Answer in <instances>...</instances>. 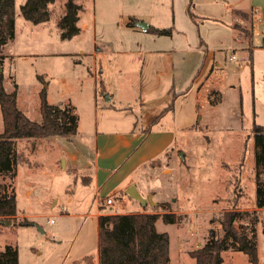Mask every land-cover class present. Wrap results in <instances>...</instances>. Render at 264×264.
<instances>
[{
	"label": "rangeland",
	"instance_id": "obj_1",
	"mask_svg": "<svg viewBox=\"0 0 264 264\" xmlns=\"http://www.w3.org/2000/svg\"><path fill=\"white\" fill-rule=\"evenodd\" d=\"M25 1L15 2V38L2 53L5 89L17 88L18 107L36 121L42 120L41 91L46 89L50 104L74 106L78 132L70 139H18V174H0V188L15 187L19 215L10 225L0 223V251L6 244L17 245L19 264H90L86 257L98 250L95 191L83 183L89 169L73 167L64 150L82 153L83 142L94 135L97 98L135 106L145 51L163 49L174 55L168 62L169 88L175 84L170 104L175 91L177 97L149 130L144 148L155 155L121 188L111 183L104 188L101 208L155 210L156 205H142L126 189L135 183L143 195L153 193L156 202L180 216L175 223L161 218L157 225L170 235L172 264H196L189 250L203 246L212 230L223 236L219 217L236 207L241 214L235 224L249 236L256 233L264 264V207L256 206L264 165L256 161L254 140V124L264 125V48H254V38L251 58L252 12L239 9L232 17L220 0L214 16L203 17L192 8V18L184 6L183 17L176 0V18L172 3L169 16L156 19L160 27L172 26V33L159 35L129 29L121 15L127 10L116 0L107 8L101 0L96 8L92 0H82L80 33L64 39L57 18L65 0L51 4L52 18L43 23L22 15ZM3 129L0 107V133ZM25 219L32 223L21 224ZM222 255L223 264H252L243 251L230 248Z\"/></svg>",
	"mask_w": 264,
	"mask_h": 264
},
{
	"label": "trees",
	"instance_id": "obj_2",
	"mask_svg": "<svg viewBox=\"0 0 264 264\" xmlns=\"http://www.w3.org/2000/svg\"><path fill=\"white\" fill-rule=\"evenodd\" d=\"M55 1L26 0L21 6L22 15L34 23L50 21L51 4ZM15 2L16 0H0V63L7 44L15 38ZM81 10L82 5L78 0H65L63 11L57 18L62 38L70 39L80 33ZM235 11L242 12L239 9ZM189 13L195 18L191 9ZM148 31L168 35L172 33V27L160 28L150 25ZM173 95L172 103L153 119V123L158 122L167 109L173 108L177 93ZM0 107L4 125L0 133V174L11 178L16 176L22 159V154L17 150L18 139L36 140L57 136L70 139L78 132V114L74 106L50 104L46 89L41 91L42 120L31 119L18 107L17 88L12 92L5 89L2 73H0ZM254 140L258 147L255 153L256 161L264 165V125L254 124ZM8 188V186L0 188V223L6 219L14 221L18 214L15 187L10 191ZM256 193V206L264 207V188L259 185ZM240 214V210L236 207L222 212L219 221L223 236H215L212 230L211 237L203 246L189 250V255L195 259L196 264H223L222 252L230 248L246 253L252 264H260L255 241L256 233L249 236L235 224ZM159 218L165 223H175L180 216L171 211L166 203H158L153 211L101 214L98 240L100 264H171L170 235L168 232L158 230L156 223ZM31 223L28 219L21 221V224ZM86 259L92 264L90 256ZM0 264H19L17 245L6 244L0 251Z\"/></svg>",
	"mask_w": 264,
	"mask_h": 264
},
{
	"label": "crops",
	"instance_id": "obj_3",
	"mask_svg": "<svg viewBox=\"0 0 264 264\" xmlns=\"http://www.w3.org/2000/svg\"><path fill=\"white\" fill-rule=\"evenodd\" d=\"M80 1L82 0H78V2L83 5ZM96 1L97 0L91 1L94 8H96ZM101 1L102 6L105 5L107 8L110 6V2L114 0ZM116 1L120 2V5L124 9L126 8L127 12L121 13V15L124 16V22L128 24L127 27L134 32L139 30L148 31L150 25L155 27L162 26L161 22L156 21V19L162 17L167 18L170 13L169 5H172V3L174 4L173 12L176 18V0ZM219 1L220 0H179V9L183 17L184 6L189 16V9L194 12L192 8L197 10L196 13L199 15L201 14L203 17L214 16V10L215 7H218ZM238 9L250 10L252 12V35L250 39H247L250 42L249 51L252 58L254 51L252 44L254 43V38L257 39V45H255L256 47L254 46V48H264V0L223 1V10L225 14L233 17V12ZM196 13L194 12L195 15ZM236 19L239 18L236 17ZM93 21L95 22V19ZM139 21L147 23V29H143L137 25ZM83 26L88 27L86 22ZM233 28L237 30L234 26ZM108 49H110V47H108ZM173 58L174 55L172 52L169 53V51L163 49H148L145 51L141 69L142 90L139 100H136V103H134L136 107L131 105L130 101H128V105L118 106L112 102V97H110V100H107V97L104 98V100H99V98H97L94 108L96 121L94 135L90 140L83 142L82 153L77 150L73 152L64 150V153L68 156V161L73 167L89 169V173L85 174L83 183H85L86 186L92 187L95 191V199L97 201L95 215L98 222L97 241L99 240V216L101 214L111 213L109 211H104L99 201L100 194L104 191V188L109 186L110 183L112 188H121L122 185L128 182L129 178L131 179L130 175L133 170L147 161L151 156L155 155L154 153H150L151 149L146 150L144 144L149 136L151 127L155 124H159L161 120L160 119L154 124L153 119L168 108L170 104L171 92L174 91L173 88L175 84L169 88L171 71L169 72L168 62ZM104 95H106V93ZM168 110L170 109L166 111ZM35 141L36 140H34V142ZM85 150L86 153L83 152ZM132 182L133 181H131V183ZM129 185L130 183L127 186ZM127 186H125V188ZM26 192H29V189ZM71 199L72 198L69 197L70 201ZM56 204L57 200L54 202V205ZM63 207L68 210L67 204H62V208ZM137 211L153 210L144 208ZM114 212L126 213L132 211L116 209ZM17 215H19V213ZM158 220L156 225H158ZM90 257L93 259V264H100L99 245L97 252Z\"/></svg>",
	"mask_w": 264,
	"mask_h": 264
},
{
	"label": "water",
	"instance_id": "obj_4",
	"mask_svg": "<svg viewBox=\"0 0 264 264\" xmlns=\"http://www.w3.org/2000/svg\"><path fill=\"white\" fill-rule=\"evenodd\" d=\"M137 25H139L140 27H142L143 29H147L148 27V24L143 22V21H139L137 22ZM0 71H1V68H0ZM107 100H110V97H107ZM183 155V154H182ZM126 193L136 199V200H139L142 205H147V204H151V205H157L158 202H156L153 198V193H149L148 195H143L138 187H137V184L133 183L131 184L127 189H126ZM3 223L4 224H8L10 225L12 223V220L11 219H6V220H3ZM42 232H44V229L43 228H40Z\"/></svg>",
	"mask_w": 264,
	"mask_h": 264
},
{
	"label": "built area",
	"instance_id": "obj_5",
	"mask_svg": "<svg viewBox=\"0 0 264 264\" xmlns=\"http://www.w3.org/2000/svg\"><path fill=\"white\" fill-rule=\"evenodd\" d=\"M107 203H108V204H112V203H113V200H112L111 198H108V199H107ZM63 209L66 210L65 207H63ZM52 221H53V219L51 220V222H52Z\"/></svg>",
	"mask_w": 264,
	"mask_h": 264
}]
</instances>
